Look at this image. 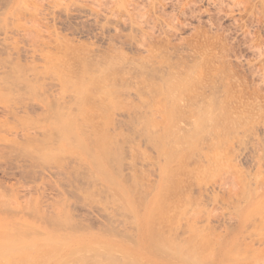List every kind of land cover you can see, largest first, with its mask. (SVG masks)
<instances>
[{
	"label": "bare ground",
	"instance_id": "bare-ground-1",
	"mask_svg": "<svg viewBox=\"0 0 264 264\" xmlns=\"http://www.w3.org/2000/svg\"><path fill=\"white\" fill-rule=\"evenodd\" d=\"M101 1L0 0V53L6 55L5 57L0 55L4 57L0 59V190L10 195L8 199H2L4 193L0 192V231L4 236V240L0 242V254H14L18 259V261L11 259L8 264H100L105 260L107 263L111 261L109 264H184L185 246L182 233L186 230H184V226L182 229L180 225L177 227L173 225L175 228L171 227L168 222V224L166 223V220V225L174 230L170 234L172 230L170 229L168 231L170 235L168 232L165 235L166 231L164 233L158 228L162 229L163 226L158 220H161L163 214L157 213L162 209L156 212L161 215L159 218L154 213L155 211L153 212L154 207H151L155 200L153 197L145 194L144 206L139 208L134 215L132 214V218L130 216L127 218L126 211L119 208L122 206L118 202L121 197L119 194L127 191V181L133 179L132 175L134 174L131 171L126 174L123 172L122 165L124 163H121L120 160L123 157L124 161L125 158V155L121 156L125 147L122 144L124 145L125 142L121 143V141L125 138L121 140V133L118 129L119 121H111L109 125L104 120V113L107 115L106 106L111 107L109 104L120 99L121 94L124 96H121L123 98L118 102H122L123 99L125 101L131 94H134L139 98L140 101H138L144 105L141 106L139 103L138 106L143 110L145 107V112L154 107L157 110L161 108L163 112L160 109L158 111L153 109L151 112L160 111L162 115L169 109L178 108L181 110L182 108L183 111V108H187L191 117L202 118L201 122H204V126L203 123L198 124L199 127L195 126L197 121L194 118L192 120L196 122H192L195 125L191 123L200 131V127L204 129L209 124L212 126L218 124L220 116L225 113L221 114V110L226 107L223 101L230 99L227 98V94L230 91L231 71L226 69V60L224 61V54L221 51V55H219L220 52L218 56L214 53L216 56L213 55V57L210 56L211 58L203 60L201 55V58L198 59L199 55H196L197 58L193 57V54L183 51L185 48L182 49L183 45L181 44L173 47L170 45V49L165 47L164 51L157 50L151 45V38L155 32L165 35L171 32L175 26L172 22L154 20L149 14V9L161 8L163 10L167 2L172 0H143L141 5L139 0L137 2L135 0L134 2L131 0H108L107 4L102 2L103 5ZM208 1L215 5L224 0ZM187 4L185 1L180 3L182 7ZM56 13L64 14L63 17L65 16L64 18L68 20L79 17L85 21L93 20L95 23L111 21L110 26L106 27L109 31H113L118 38L121 37V29L127 28L128 33L125 31L127 34L125 32L124 34L130 44H134L141 53L137 57L129 56L131 58L126 57L127 55L120 51V53L116 52L108 57L85 53L86 56H78L80 58L78 59L77 73L74 72V76L70 75L68 74L70 72H66L61 67L62 63L59 61L61 57L51 54L47 49L50 40L49 37L44 36L45 34L43 35V26L46 25L44 23H48L49 19L54 20ZM58 35L55 36L58 37ZM54 39L55 46L60 41L64 42L63 38ZM62 48L67 51L66 45H62ZM22 56L31 58L27 59L29 63L17 61ZM35 60H41L40 65L42 64V66L38 67L37 63L35 65ZM129 85L131 87H128ZM89 98L93 99V105L90 104L91 101L88 104ZM129 99L126 102H134ZM127 104L125 103V105ZM131 104L135 107L134 103ZM131 104L129 105L131 106ZM90 105L96 110L92 109L93 107L91 108ZM24 106L33 108L36 116L34 118L22 117V115L27 116L25 113L28 109ZM149 106L150 109H148ZM119 107L120 103H118L117 110ZM133 107L131 106L132 110ZM142 108L135 107L134 109L143 111ZM102 109H104V113H101ZM110 109L113 110L112 107ZM21 110L26 111L24 113ZM178 110H176L177 113ZM147 112L149 115L150 111ZM21 113L22 115H20ZM189 113L186 118H183V121L189 117L188 122H191ZM31 114L30 117L34 116V113ZM150 115L148 116L149 121L154 122ZM184 115L185 113L182 112L180 118ZM224 116L226 118V114ZM203 117L206 120L203 121ZM161 119L163 118H160L161 122L164 121ZM243 119L246 120V117ZM130 120L132 121V119ZM143 121L145 122L143 125L147 127L146 121ZM132 122L135 123V121ZM176 122L179 124L178 120L172 123ZM232 122L234 123V121ZM245 122L242 120L243 127L248 123ZM150 123L152 125V122ZM172 123L171 125H174ZM239 123H241L240 119L238 125ZM241 125L239 126L242 127ZM262 125L264 127V124ZM176 126L172 127L175 129ZM186 128V126L182 127V131L187 133L184 131ZM214 128L212 131L210 128L207 132L203 131L204 133L199 138L192 140L195 146L192 147L191 153H196L192 157L195 158L197 154L199 156L205 154L216 144L220 148L218 143L221 140L227 141L225 138L221 139L220 136L217 143L219 130L215 131ZM134 129L137 133H144L146 137L144 134L138 135L147 138L148 142L152 140L153 145L160 148L163 153V135L154 132L155 129L152 127V131L148 128ZM174 129H171L172 133L175 132ZM236 129L235 131H237ZM197 130L192 132L196 134ZM169 131L170 129L167 133L165 129L163 130V133L167 134L166 137L168 134H172ZM248 131L250 132V130ZM189 132L186 135L192 136ZM178 133L177 130V133L173 134L176 136L174 137L176 141L171 142L172 148H169L171 152L178 151L175 150L176 148L172 150L176 147L174 145H183L184 143L182 137H186L185 133L184 136L182 133L177 136ZM174 142L181 143L174 144ZM223 142L221 143L224 144L225 142ZM260 148L261 151L258 155L264 159V143H261ZM214 150L218 151L219 149ZM214 150L208 153H218ZM167 151L165 152L167 153ZM170 151L168 152L170 153ZM130 152L132 151L130 150ZM175 153H170L171 157ZM241 153L233 155L241 156ZM207 154L205 155L207 156ZM214 154H212L213 159ZM212 155L208 157L212 158ZM202 156L204 157V155ZM196 158L195 161H199V159L201 161L202 157L200 156L198 160ZM191 159L193 160V158ZM206 160L203 163V160L201 161L202 165L204 163L205 166L209 165L210 161ZM215 160L211 162L213 163ZM157 163V169L162 174L166 165ZM223 169L225 170V167ZM32 192L40 195L38 202L35 201L28 205L19 201L20 197ZM252 192L254 191L252 190ZM259 194L261 193H253L254 196L250 195L248 199L246 198L247 200L243 199V201H246L247 205L252 198ZM188 197L190 198V195ZM188 197H185V200L187 198L190 201ZM70 200L79 206L77 214L70 213L66 209L65 205ZM12 201L15 202L12 204ZM101 204L104 206H100ZM108 204L112 206H110L111 212L106 211L109 209L108 207L105 209ZM166 209L168 210V208ZM176 209L169 212L170 209L168 213L174 215ZM97 210L104 212L102 221L98 220L99 223L95 224L96 226L84 221V216L94 215ZM119 210L124 212L123 216ZM167 210L164 212L166 214L164 217L168 214ZM180 213L179 217L182 215ZM168 215L170 216V214ZM169 216L165 219H168ZM95 217L99 218L96 215ZM121 217H125V219L123 218L124 222L129 219L128 223L131 224H125L130 225V228L121 222L123 221ZM155 224L157 225L154 226ZM163 228L166 229L168 226H163ZM118 248H126L128 251L138 254L139 259L132 258L135 261L130 260L131 255L126 254L128 261H123L121 255H116L119 254L117 252L122 251L116 250ZM196 264L198 263L196 262Z\"/></svg>",
	"mask_w": 264,
	"mask_h": 264
},
{
	"label": "rangeland",
	"instance_id": "rangeland-1",
	"mask_svg": "<svg viewBox=\"0 0 264 264\" xmlns=\"http://www.w3.org/2000/svg\"><path fill=\"white\" fill-rule=\"evenodd\" d=\"M107 1L108 0H102L101 4L102 2L107 4ZM137 1L138 0H135V2ZM142 1L143 0L138 1L140 5ZM184 1L188 4L182 7L180 3ZM131 2H134V0H131ZM171 2L168 1L166 7L163 10L161 8H153L152 10L149 9V14L154 18V20L158 19L166 23L172 22L175 26V30L173 29L171 32H168L165 35L161 32H155L151 38V45L155 49L157 48V50L159 49L164 51L163 49H166L165 47H169L170 49V45L173 47L175 45L181 44L183 46H179H181L182 49L185 48L183 51H187L191 55L193 54V57L199 55V58L196 56L198 59L201 58V55L203 56V60L204 58L209 59V57H213V55L216 56L215 54L218 56L220 51L223 52L224 61L226 60L225 64L228 65H225V67H227L226 69L228 71H231L230 77H232L230 80L231 85H229L230 91L227 94V98L230 99L223 101L226 107L223 105L225 109L222 106L224 110H221V114L222 112H225L223 114H226V118L222 114L220 116V120H218L219 125L214 124V126H212L209 124V126H205L204 129L200 127L199 131V129L197 130V127H193L191 123H195L197 121V125L193 123L195 126L199 127L200 125L198 124L201 123H203L204 126V122H201L202 118H200V120L195 119L193 116L191 117L187 108H183V111L182 108L181 110H178V108L169 109L167 113H162L161 115L160 111L151 112L153 109L156 111L160 109L161 112H163L161 108L157 110L154 107L151 108V110L146 109L151 113V115L149 113L151 120H154V122L149 121V115H147L148 112H145V107L143 110L142 107L138 106L140 100L134 94L129 96V98L132 96L130 99H132L134 102L129 101V103L128 101L126 102V100L129 99L127 97H124L127 98L125 101H123V99L122 102H118V100L123 98H121V96H124V94H121L119 97L120 99H116L112 104H109L113 110L110 109L111 107L106 106L107 111L105 112H107V115L104 113V109L106 108L102 109L101 113H104V116L106 117H104V120L109 125L111 121H119L118 129L121 133V140L125 138L123 141L120 140L121 143L125 142V144H122V146H125L123 153L125 152L126 154L122 153L121 155H125V158L124 161L122 160L123 157L120 160L122 161L121 163H124V165H122L123 172L126 174L131 171L134 174L132 175L133 179L127 181V191L119 194L121 197L120 201L118 200V202H120L119 205H122L119 206V208H123L122 210L126 211L125 214L127 213V218L128 216L132 218L136 211L144 206L146 195L148 194V196L153 197L155 199L153 203L155 205H151V207H154L153 212L155 211L154 213L156 214L157 210L160 211L162 209L161 212L157 213L163 215H156H158L159 218H164V221H162L164 223L161 222L162 218L161 220L158 219L160 221L159 223L161 226L162 224L165 227L168 226L169 230L168 228L164 229L163 226L162 229L161 227H157L160 230H163L164 233L166 231L165 235H167V232L170 231V229H172L170 234L173 232L174 229L171 228L174 227L173 225L176 227L180 225L181 228L184 226L185 229H182L186 230V232L183 230L184 233H182V239H184L183 244L185 246L183 257L184 264H196V262L198 264H264V159L260 158L258 155L261 151V143H264V127L262 125L264 124V113H262L264 112V0H224L222 3L215 5L208 0H178V2L177 0L176 2L175 0H172ZM63 15L64 14L56 13L57 19L55 18V21L53 19H49L48 23H44L47 26H43V35L45 34L44 36L49 37L50 40V44L47 49L51 54H55L62 58L59 60L62 63L61 67L66 72H70L68 73L70 75L74 76V72L77 73L79 69L78 59L83 55L86 56L88 53L97 55L99 57H108L110 55L116 54V52H123L122 54L125 53L127 55L126 57H137L138 54L141 53L140 49H136V46L134 44H130V41L127 39V28H125V30L123 28L121 29L122 34L121 37L118 38L113 31H109L106 27L110 26L111 21L95 23L93 20L85 21L79 17L76 19L74 18V20H68L64 18L65 16L63 17ZM124 32L126 34H124ZM55 35H58V37ZM53 37L57 40L63 38L62 40L64 42L60 41L55 46V39ZM62 45H66L67 51L62 48ZM221 52L219 55H221ZM0 55L3 54L0 53ZM3 56L5 57L6 55L4 54ZM3 56H0L2 57L0 59H3ZM20 58V60L17 61H21L22 63L26 64L29 63V60L27 59H31L26 58L25 56ZM35 63H37L38 67L42 66V64L40 65V63H42L41 60H37L34 62V64ZM128 87H131V85ZM90 99L91 98L87 100L88 104L90 101V104H92L93 99ZM16 100L18 101V99ZM116 102L117 104H115ZM130 102L134 103L136 108H142L144 113L143 111H140L141 109H134L135 107H133ZM118 103H120V107L117 110ZM125 103L128 104L125 105ZM129 104H131L133 110ZM140 105L144 106L142 103H140ZM90 107L92 108L93 106L90 105ZM26 109H28L27 111L25 110L27 113L21 110V112L27 114L26 116L22 115L21 113L20 115H22V117L34 118L36 116L34 112L35 110L33 108L26 107ZM92 109L96 110L94 107ZM148 109H150V106ZM32 110L34 114L32 113ZM176 110L179 112L177 113ZM182 112L185 113V117L183 116L180 118ZM187 112L191 117V122H188L189 117H187V120L184 119L183 121V118H186V115L188 114ZM31 113L34 116L30 117L29 115ZM245 117L246 120L243 119ZM160 118H163L161 120L164 121L161 122ZM192 118H194L196 121H193ZM130 119L135 121V123H133ZM204 119L205 118L203 117V121ZM239 119L241 123L242 120L243 122L250 121L245 124L244 127V123H242V125L239 123V125L243 127L242 128L238 125ZM143 120L146 121L147 127L143 125L145 124ZM158 120L159 122L155 123V121ZM175 120H178L179 124L177 122V124L172 123L175 122ZM232 121H234V123ZM150 122H152V125ZM171 123L174 125H171ZM175 124L177 126L181 125L183 128H185V126L187 128L193 127L194 130H192L193 128H191V130L193 132L197 130V135L191 130H188L189 128H186L187 130L184 129V131H187V133L191 131L189 132L190 135H194L193 137L187 136V133L182 131V127L180 128L178 126L180 129L179 130ZM184 124L186 125L183 126ZM157 126L158 128H155ZM172 126H176L177 128L175 127L174 129ZM138 127L140 130L143 128H148L150 131L153 129H158L153 131L163 135L164 137L163 153L166 150L170 151L169 148H172V143L175 140L174 137H176L173 134L177 133V130L179 133L176 135L180 136L179 134L182 133L183 135H181L184 136L185 133L186 139L182 136L181 137L184 141L179 139L181 137L176 138L179 139V141H183L184 143L182 142L183 145H174L176 147H174L172 150L176 148L175 150L178 151H170L171 154L176 152L175 155L171 157V154L168 151V155L166 152L164 154L161 153L160 148L154 146L152 140L148 142L147 138L138 135L144 134L137 133L136 129L134 128ZM151 127L153 129H151ZM213 127H215V131L219 130V139L216 140L217 143L219 142L221 136V139H227V141L224 140V142L226 141L225 143H227V146L225 148V143L223 140H221L218 145L224 150H221V147L218 148L216 146L217 144L213 149H210L207 152L205 151L206 149H204L206 152L205 154L211 150L219 149L218 151L214 150V152H218L219 155H217L218 153H212L215 156L217 155L216 160L215 156L213 159V155L211 153H208L207 156L202 154L204 157L200 154L202 157L201 161L203 160L202 163L204 160L209 158V155H212V158L210 157L212 160L209 158L207 159L208 161L211 162L215 160L213 163H210L206 160L209 165L207 164V166H205L206 164L204 163V165H202L200 159V162L195 161L196 157L200 158L198 154L195 158L192 157L193 154L196 155V153H191L195 146L193 143L194 141L192 140L199 138V136L204 133L203 131L207 132L209 128L212 131ZM235 128H237V131H235ZM139 129L138 131H140ZM164 129L166 132L170 129L169 132L171 133V129H174L175 132L173 131L174 133L168 134V138L166 137L167 134L163 133ZM248 130H250V132ZM144 136L146 137L145 134ZM237 139L241 140L238 141ZM176 143L179 144L181 142H174V144ZM129 149L132 152H130ZM238 152H242L241 156H236L240 154ZM220 153L222 154L221 156ZM187 157H191L193 160ZM198 158H196V160H198ZM165 160L167 161L165 162ZM157 162L161 164L165 163L166 165L165 171H163L162 174L157 169ZM197 162L201 164H198ZM222 167H225V170ZM199 185L200 187H198ZM140 186L142 187L140 188ZM252 190L254 192H252ZM256 190L257 192H255ZM0 192L4 193L2 199H8L10 197V195L5 193L3 190H0ZM258 192L261 194L252 198L248 202L249 204L246 205V201H243V199H248L250 195L254 196L253 193L257 194ZM188 195H190V198ZM39 196L40 195L34 192L27 193L24 197H20L19 201L30 205L35 201L38 202L40 199ZM185 197H188L190 201L187 198L186 201ZM191 198L193 199L192 201ZM14 202L15 201H12L11 203L13 204ZM102 205L104 206V204H101L100 206ZM175 205L179 211H177ZM65 206L70 213L77 214L79 211V206H76L72 200L68 201ZM110 206L108 204L106 208L104 207L105 209H107V207L109 208L106 210L107 212L108 210L109 212L112 211V206ZM166 208H168V210L171 209L169 212H172V209H176V212H174V215H172L173 213H168ZM164 209H166L167 213L170 214V216L167 214V216H169L168 219H165L167 216L164 217V215H166L164 214L166 211ZM119 211L123 216L124 212L121 210ZM179 213L180 215L182 214L180 217ZM95 215L100 219H96ZM103 215L104 212L97 210V213L95 212L94 215L88 214L84 216V221L88 222L90 225L93 224L92 226H96L99 223L98 220H103ZM121 218L125 219V217ZM124 219L123 221H120L123 223ZM125 221L126 222L123 224H131L128 223L129 219L128 221ZM165 221L166 223L168 222L171 227L166 225ZM127 224H125V226L130 228V225L127 226ZM156 225L157 224L154 226ZM1 233L2 231H0V242L4 240V236ZM170 234L168 232V235ZM116 250H122L120 251L122 253L117 252L119 254L116 255H121L120 257L123 258V261H128V255H131L129 257L130 260L135 261V259H139L138 254L128 251L126 248H118ZM126 254L128 255L126 256ZM11 259H13V261H18L14 254H0V264H8V262L10 263ZM108 262L110 263L111 261ZM109 263H107L105 260L100 264Z\"/></svg>",
	"mask_w": 264,
	"mask_h": 264
}]
</instances>
